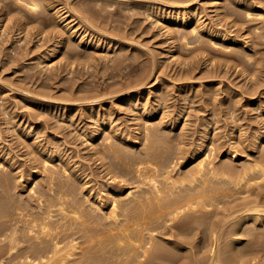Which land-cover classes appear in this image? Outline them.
Here are the masks:
<instances>
[{
    "label": "bare ground",
    "instance_id": "obj_1",
    "mask_svg": "<svg viewBox=\"0 0 264 264\" xmlns=\"http://www.w3.org/2000/svg\"><path fill=\"white\" fill-rule=\"evenodd\" d=\"M7 1L30 14H25L26 18L49 12L63 27L57 50L67 48V55L71 57L82 45L98 46L96 42L86 40L85 33H80L83 28H86V34L91 30L84 12L102 15L103 12H111L116 5L120 7L117 10L122 16L138 12L151 22L158 21L163 25L171 34L174 54L180 48L190 50L195 46H207L229 57L237 56L241 59L236 58L239 62L251 66L258 62V53L261 52L258 47H247V39L240 40L239 35L238 38L230 31L221 32L204 25L202 14L205 5H200V0H183V3L174 0H95L93 7L83 4V10L80 8L83 13L79 14L75 13V6L65 7L67 9L62 6L61 9L54 5L55 2L47 0ZM205 1H210V9L215 10L218 17L221 15L219 11L225 9L220 17L222 22L230 17L235 18L236 25L238 22L247 24L249 40L255 37L263 43L264 0ZM8 2L4 5L10 4ZM158 6L161 8L157 9ZM23 16L20 18L22 21ZM98 32H89V35L98 39L102 37ZM120 44L122 52L127 45ZM126 60L121 56L117 63L121 66ZM133 87V91L123 92L121 99L124 105H132L130 112L137 121L134 135L127 131L129 128L119 127L103 114V104H98L100 98L87 95V99L84 96L81 99L89 103L80 111V118L85 116L81 122L87 119L96 125L94 129L84 131L83 138L100 156L98 161H101L111 183L117 182L115 185L106 184L99 191L89 184L92 171L87 173L83 169L84 172H80V168L71 166V157L66 158L59 144L52 147V140L47 145L41 144L39 129L31 132V125L30 130L29 126L26 130L16 126L22 147L27 149V155L39 171L33 169L29 174L27 189L30 198L28 195L24 198L20 194L23 191L19 190L24 176L16 172L12 158H6V154L2 155L0 151V264L257 263L254 255L260 253L258 248L262 251L260 255L264 253V133L255 131L253 142L241 136L232 137L226 143L232 142L237 148H226L222 137L215 133L218 127L213 128V117L194 127L193 134H202L198 137L202 142L198 147L196 143L189 142L185 131L190 119L188 104L191 97L180 94L184 104L168 111V93L162 91L161 85L147 87L143 82ZM182 88L185 90V85ZM26 95L22 98L25 97L33 106L46 108L43 115L46 113L47 116L50 110L58 107V103ZM145 95L148 97L145 104L141 101L135 104ZM76 101L78 104L79 100ZM75 105L63 106L64 111L71 107L63 114L65 121L77 122L78 108ZM257 105L260 116L264 118V100ZM167 117L170 118L169 123L165 121ZM179 124L183 127L176 133L175 127ZM87 125L85 123L82 129H87L90 124ZM167 126L169 129H165ZM212 213L213 219L212 215L209 217ZM215 217H220V222L218 218L215 222ZM208 237L212 238L209 254L201 255L206 253ZM242 238L256 249H252L250 244L247 245L251 249H246Z\"/></svg>",
    "mask_w": 264,
    "mask_h": 264
},
{
    "label": "rangeland",
    "instance_id": "obj_2",
    "mask_svg": "<svg viewBox=\"0 0 264 264\" xmlns=\"http://www.w3.org/2000/svg\"><path fill=\"white\" fill-rule=\"evenodd\" d=\"M47 1H51L49 3L55 2L54 5L61 9L62 6L63 9L75 6V13L78 14L83 13L80 10L83 4H89L90 7H93V3H95V0L94 2L92 0ZM174 1L183 3V0ZM200 1V5H205L202 14L204 25L215 27L221 32L228 33L230 31L232 34L230 32L229 34L231 35L235 34L234 36L238 38L241 36L240 40L242 38L243 40L247 39V47L261 49V52L258 53V62H255V65L252 64L251 67L243 61L239 62L237 56V59L234 55L229 57L207 46H195L190 50L180 48L174 54L175 48L170 40L171 34L163 28V25L158 21H154L155 19L153 21L156 23L151 22V19L145 18L144 15L140 16L141 14H138V12V15L127 13L129 17L124 14V17L117 10V8L120 10L118 5L114 7L115 10L111 9V12H103L102 15L94 13L92 15L84 12L91 30L86 34L87 30L83 28L84 30L82 29L80 33H85V39L96 42L99 47H93L92 44L90 47L82 45L77 48L74 57H71L67 55V48L63 51L57 50L63 27L53 19L51 14L49 15V12L44 11L42 15H34V17H31V19L33 18L32 21L30 18H26V15L29 16L30 14H26L21 8L17 6L16 8L7 0H2V4L0 0V151H2V155L6 154V158H12V163L15 164L17 169L16 172L24 176L19 189L23 191L20 194H23L24 198L27 195L30 198L29 189H27L29 188L27 183L29 174L32 173L33 169L39 171V168L27 155V149L22 147L23 143H20V139L17 137L18 133L15 129L16 126L19 128V125L24 127L23 130H26L29 125L33 126L31 132L39 129L41 144L46 143L47 145L52 140L53 144L50 142L53 145L52 147L59 144L62 151H64L62 153L66 154V158L71 157V166L76 169L80 168V172H84L85 169L87 173L92 171V176L88 181H90L89 184L95 191L96 189L99 191L101 187L104 188L103 186L106 184L113 185L115 183V181L111 183V180L106 176L107 173L104 172L101 161H98L100 156L95 154L96 151L83 138L84 131H90L96 127V125L89 122L90 120L86 119L87 121L81 122L85 116H82L81 119L82 112L80 111H82V108L84 109L85 105L89 104L81 100L83 96L84 99H87V95H91V98H100L98 104H103L101 108L103 114L109 116V119L119 127L129 128L127 131L130 130L129 132L132 134L136 131L137 121L133 113L130 112L132 105H124L121 95H124L123 92L125 91H133L135 89L133 86L143 84V82L147 84V87L161 85L162 91L165 90L166 94H170H167L168 100L166 102V105L170 107L168 111H174L178 106L184 104L181 97H179L180 94L191 97L188 104V114L190 116L188 118L190 119L188 121L187 117L185 118L189 122L185 125V127L188 125L185 131L188 132L187 139L189 142L196 143L198 147L202 144L198 138L202 134H193L196 130L194 127L202 125V121L205 123L212 120L213 117L212 122H214V125L216 124L213 125V128L218 127L215 133L222 137L221 141L226 145V148L230 146L237 148V145L232 144V142H230L231 144L226 143L232 137L241 136L243 139L253 142L255 131L261 130L264 133V118L260 116L257 105L264 100V41L262 40L263 43H261V41L255 40V37L249 40L250 36L247 35L250 32L247 31L248 26L245 27L247 24L238 22L236 25L234 23L235 18L230 17L227 21L222 22L220 17L223 16L222 13L225 9L219 11L221 15L218 17L217 12L212 8L210 9V1ZM6 2L10 4L4 5ZM159 7L161 8V6L156 8L159 9ZM9 12L11 13L9 14ZM45 12L46 15H44ZM22 13H24V16ZM87 14H90V16ZM130 15L135 16L130 17ZM21 16L24 17H22L23 21L20 19ZM42 16L48 20H44ZM47 16H50V18H47ZM41 20H43V23ZM96 31H99L98 33L102 34V37L97 39V37L94 38L89 35V32L95 34ZM69 41L72 42V40ZM119 41L123 45H127L122 52ZM121 56L127 58V60L120 66L117 59ZM182 85H185V90L184 88L181 89ZM21 95H26L29 98L36 97L34 99L42 101L45 99V102L48 101L52 104L58 103L59 108L50 110L47 116L46 113L43 115L42 111L46 110L45 107L33 106ZM63 100H65L64 103ZM76 100H79L78 104ZM140 101L145 104L148 101L147 95L135 104L140 103ZM70 104L72 106L76 104L75 106L78 108L75 118L77 122L73 121L75 123L69 122V120L65 121L66 119L63 117V114L71 108L69 106L68 110L64 111V107ZM6 114H10V116L6 117ZM230 114H234L235 117L232 118ZM166 119L165 121L169 123L170 118L167 117ZM85 123L90 124V127L87 125V129L84 130L82 126ZM182 127V124H179V127H175V132L177 133L179 128L181 130ZM165 129H169L168 126ZM98 141L99 143L102 142ZM243 156L247 155L243 154ZM103 177L104 179H102ZM39 178L41 179V177ZM209 215V217L212 215L211 219H213L214 214ZM215 218L214 221L216 222L217 218L220 217ZM208 234L210 236L209 232ZM211 237L207 238V245L205 244L206 249L204 252L206 253L201 255H207L212 243ZM242 239L246 242L244 244L246 249L252 247L251 243L247 242L245 238ZM222 242L226 241L223 240ZM247 244H250V247ZM244 245H241V248L244 249ZM252 249L256 248L252 247ZM259 249L257 251H260V253H256L258 255H254V257L256 256L255 259L258 260L256 264H263L264 253L260 255L262 251ZM195 251L194 249L193 252Z\"/></svg>",
    "mask_w": 264,
    "mask_h": 264
}]
</instances>
